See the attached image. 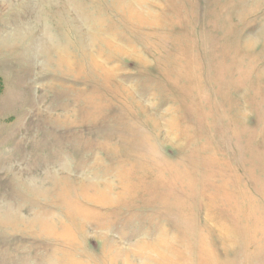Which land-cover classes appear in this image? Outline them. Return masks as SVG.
<instances>
[{
    "label": "rangeland",
    "instance_id": "rangeland-1",
    "mask_svg": "<svg viewBox=\"0 0 264 264\" xmlns=\"http://www.w3.org/2000/svg\"><path fill=\"white\" fill-rule=\"evenodd\" d=\"M0 79V264H264V0H0Z\"/></svg>",
    "mask_w": 264,
    "mask_h": 264
},
{
    "label": "bare ground",
    "instance_id": "bare-ground-1",
    "mask_svg": "<svg viewBox=\"0 0 264 264\" xmlns=\"http://www.w3.org/2000/svg\"><path fill=\"white\" fill-rule=\"evenodd\" d=\"M87 191H88V190H87ZM82 195H83L84 197H88V196H90V195L88 194V192H86V191L83 192ZM5 218H6V217H5ZM47 226H48V225H47ZM46 228H48V230L51 229L50 226H48V227H46Z\"/></svg>",
    "mask_w": 264,
    "mask_h": 264
},
{
    "label": "trees",
    "instance_id": "trees-1",
    "mask_svg": "<svg viewBox=\"0 0 264 264\" xmlns=\"http://www.w3.org/2000/svg\"><path fill=\"white\" fill-rule=\"evenodd\" d=\"M2 91V82H1V79H0V92Z\"/></svg>",
    "mask_w": 264,
    "mask_h": 264
}]
</instances>
